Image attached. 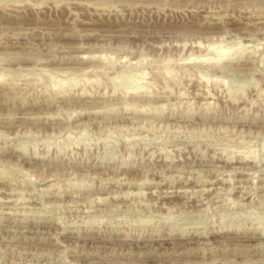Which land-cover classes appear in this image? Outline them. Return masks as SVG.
Wrapping results in <instances>:
<instances>
[{
	"label": "rangeland",
	"instance_id": "374dc122",
	"mask_svg": "<svg viewBox=\"0 0 264 264\" xmlns=\"http://www.w3.org/2000/svg\"><path fill=\"white\" fill-rule=\"evenodd\" d=\"M0 264H264V0H0Z\"/></svg>",
	"mask_w": 264,
	"mask_h": 264
},
{
	"label": "bare ground",
	"instance_id": "6f19581e",
	"mask_svg": "<svg viewBox=\"0 0 264 264\" xmlns=\"http://www.w3.org/2000/svg\"><path fill=\"white\" fill-rule=\"evenodd\" d=\"M238 162V161H237ZM199 166V165H198ZM251 240V239H250ZM146 243V242H145ZM144 244V243H143ZM147 244V243H146ZM148 246V245H147Z\"/></svg>",
	"mask_w": 264,
	"mask_h": 264
}]
</instances>
